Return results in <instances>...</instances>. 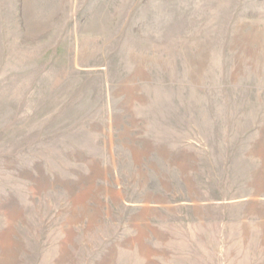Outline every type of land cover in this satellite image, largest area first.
<instances>
[{
	"label": "rangeland",
	"instance_id": "obj_1",
	"mask_svg": "<svg viewBox=\"0 0 264 264\" xmlns=\"http://www.w3.org/2000/svg\"><path fill=\"white\" fill-rule=\"evenodd\" d=\"M0 264H264V0H0Z\"/></svg>",
	"mask_w": 264,
	"mask_h": 264
}]
</instances>
